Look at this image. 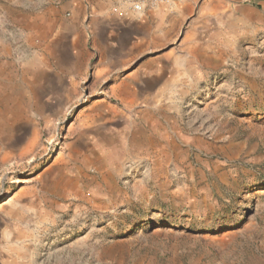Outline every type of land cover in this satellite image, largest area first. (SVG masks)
Segmentation results:
<instances>
[{"label":"rangeland","instance_id":"obj_1","mask_svg":"<svg viewBox=\"0 0 264 264\" xmlns=\"http://www.w3.org/2000/svg\"><path fill=\"white\" fill-rule=\"evenodd\" d=\"M0 264H264V0H0Z\"/></svg>","mask_w":264,"mask_h":264},{"label":"water","instance_id":"obj_2","mask_svg":"<svg viewBox=\"0 0 264 264\" xmlns=\"http://www.w3.org/2000/svg\"><path fill=\"white\" fill-rule=\"evenodd\" d=\"M35 149H36V145L29 146L28 148H26L23 151H21L20 154L8 157V159L6 161H9V160L13 159L14 157H17V158H19L21 160L29 159L34 154Z\"/></svg>","mask_w":264,"mask_h":264},{"label":"bare ground","instance_id":"obj_3","mask_svg":"<svg viewBox=\"0 0 264 264\" xmlns=\"http://www.w3.org/2000/svg\"><path fill=\"white\" fill-rule=\"evenodd\" d=\"M13 103L15 104L16 107H19L20 106L19 103H18V99H16ZM15 110H17V109H14V112L13 113H9V114H7V115L4 116V119H5V121L8 124H12L15 121V113H16Z\"/></svg>","mask_w":264,"mask_h":264},{"label":"built area","instance_id":"obj_4","mask_svg":"<svg viewBox=\"0 0 264 264\" xmlns=\"http://www.w3.org/2000/svg\"><path fill=\"white\" fill-rule=\"evenodd\" d=\"M135 8L137 9V10H141L142 9V7L140 6V5H135Z\"/></svg>","mask_w":264,"mask_h":264}]
</instances>
